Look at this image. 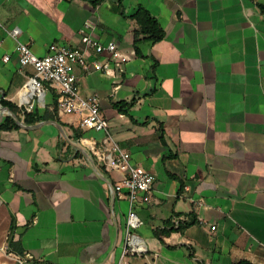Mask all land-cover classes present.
I'll return each mask as SVG.
<instances>
[{"label": "crops", "instance_id": "1", "mask_svg": "<svg viewBox=\"0 0 264 264\" xmlns=\"http://www.w3.org/2000/svg\"><path fill=\"white\" fill-rule=\"evenodd\" d=\"M139 6L164 38L139 43L136 55L127 17ZM262 8L264 0H0V101L19 110L53 114V97L19 103L34 70L20 66L11 28L43 57L50 44L81 47L89 22L92 38L115 40L129 57L119 68L110 62V75L74 70L79 94L98 97L109 137L57 114L92 162L57 121L27 125L0 104V125L8 116L17 125L0 129V264L20 257L8 241L43 264H264ZM109 138L154 177L136 209L141 255L122 257L127 202L109 190L119 175L92 152L108 151Z\"/></svg>", "mask_w": 264, "mask_h": 264}, {"label": "built area", "instance_id": "2", "mask_svg": "<svg viewBox=\"0 0 264 264\" xmlns=\"http://www.w3.org/2000/svg\"><path fill=\"white\" fill-rule=\"evenodd\" d=\"M0 28L4 27L0 24ZM93 27L89 22L80 30L79 48L50 44L43 57L35 56L30 48L19 42L20 30L17 27L7 30L8 35L16 41L17 53L21 67L31 66L32 76L27 78L23 89L19 92V103L29 106L32 100L42 104L46 95L52 91L56 95V110L59 116H72L81 130H91L108 135V124L100 112L97 96L82 97L78 91V83L74 74L75 68L86 73L98 72L110 75V62L119 68L129 61V57L120 53L117 42L110 40L102 44L92 38ZM107 56L102 63L99 58ZM8 57H4L7 61ZM110 139V138H109ZM111 147L104 154L95 149L93 155L99 163H103L109 173H117L119 178L109 190L113 196L127 202V214L124 226V244L122 257L145 253L144 243L138 239L134 231L142 224L136 209L148 202L153 189L154 177L141 167L130 161V155L121 150L111 139ZM203 225L204 222L200 221ZM212 231L215 227L210 228ZM13 264H43L34 261L29 254L13 257Z\"/></svg>", "mask_w": 264, "mask_h": 264}, {"label": "trees", "instance_id": "3", "mask_svg": "<svg viewBox=\"0 0 264 264\" xmlns=\"http://www.w3.org/2000/svg\"><path fill=\"white\" fill-rule=\"evenodd\" d=\"M71 1V0H68ZM264 11V9L262 8ZM129 20H132L136 23L137 29L133 33V49L134 53L137 55L139 54L137 45L141 42H150V43H157L161 41L164 38V31L162 28L159 26L157 20L143 7L139 6L135 10V12L127 17ZM52 97H53V114H46L42 117H38L36 114L29 113L23 109L19 110L16 106L11 104L10 102H6L4 100L0 101V104L2 107L7 108L11 113L17 116V118L22 117V120L25 124L31 125L38 123L42 120H47L51 119L53 121H57L61 126H65L63 123H61L58 119V113L56 110V95L52 91ZM133 106V100L130 102H118L114 104V107L117 108L119 111H122L123 108L130 109ZM125 112V111H124ZM17 125L15 122L12 120L11 117H6L2 124L0 125V129L2 130H11V129H16ZM70 131H72V136L71 138L78 142L81 138V135L77 132L78 130L70 127ZM160 132L162 131L161 126H159L158 129ZM161 138V136H160ZM76 155L80 156V153L77 152ZM185 227L188 226V224H184ZM183 226V227H184ZM181 227L176 228V230H179ZM13 229V226H10V231ZM173 229V228H171ZM163 233V232H161ZM154 235L160 238V234L158 231H154ZM7 250L9 253H13L16 256H23L22 250L19 248L18 243H13L11 241L7 242Z\"/></svg>", "mask_w": 264, "mask_h": 264}, {"label": "water", "instance_id": "4", "mask_svg": "<svg viewBox=\"0 0 264 264\" xmlns=\"http://www.w3.org/2000/svg\"><path fill=\"white\" fill-rule=\"evenodd\" d=\"M54 125L60 130V132L62 133V135L64 136V138L67 140V142L73 146L76 150L82 152L91 162H92V157L90 155V153L86 150V148L84 146H82L79 142H71L68 137H66L65 132L63 131L61 125L57 122H54Z\"/></svg>", "mask_w": 264, "mask_h": 264}]
</instances>
